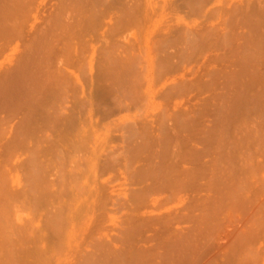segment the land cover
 Here are the masks:
<instances>
[{"label": "rangeland", "instance_id": "374dc122", "mask_svg": "<svg viewBox=\"0 0 264 264\" xmlns=\"http://www.w3.org/2000/svg\"><path fill=\"white\" fill-rule=\"evenodd\" d=\"M2 1L4 0H0L3 6ZM202 1L192 0L194 3H191L190 0H31V12L27 15V20H23V26L12 30L14 31L12 32L6 29L2 23L3 25L0 27V81L4 83L8 77L9 81L13 82L15 79L13 74L7 73V71H11V66L18 60L20 61L28 45H33L36 48V61L41 63L36 62L37 67L34 66L36 69L39 68L37 69L38 73L34 72L31 78V75L25 74L27 76L24 75L22 80L21 76L17 77L15 82L18 81L21 86L18 85V88L16 87L14 90L18 89V93L20 92L23 96L21 92L24 89L39 83L40 88H38L40 90L45 88L48 92V86L51 83L49 90L51 89L55 93V90L60 87L57 81H60L59 83L65 86L61 85L65 91L62 92L60 87L61 90L56 91L59 95L55 94L59 97L51 96L55 100L59 98V102L56 101L62 103V106L59 105L64 109L68 118L80 116L79 118L83 121L82 126L87 129L85 141L87 138L89 146H85V150L83 145L79 147L82 146V149H75L79 137L75 135L74 129H72L74 132L72 130L65 132L63 140L59 135H53L46 129V135L58 139L60 137L59 140L62 143L59 141V145H64L62 146V155L65 156H62V160L55 159V156L50 153L48 154L50 156H46V154L43 156L42 163L49 166L42 169L40 175L42 182L39 183V191L32 195L31 191L36 184L34 182L36 177L34 178L35 174L32 173L33 167L27 163L29 153L23 149L22 151L18 150L19 148L16 150V145L7 142L5 137L8 136L6 132L9 128L5 126L7 129L3 136L1 129L4 127H0V264H93L95 257L101 258V264H123L118 260L123 254L120 248H125L127 245L126 242V245L121 244L122 237L134 226H137L138 229L140 227V231L137 230L136 234V238L139 239L133 238L136 239L135 241L131 238L133 244H128V248L125 249H133V253L137 251L136 249L143 253L144 251L149 252L145 255L142 252V255L137 252L138 255L135 256L128 250L126 255L133 256V259L137 261L138 258H145L144 256L148 255L150 259L152 258V260L149 259L150 264H264V231H262L264 230V172L256 173L260 183H257L255 192H251L253 194L250 196L248 194V200L243 198L231 209H227L229 203L228 198L225 199V197L228 196L224 195L226 201L223 199L222 203L227 205L226 209V205L222 204L223 209L221 208L213 219L212 216L210 217L209 224L205 222L209 219L202 220L204 224L202 221L201 224L193 216H198L202 206V208L204 206L206 208L212 205L209 201V205L206 204V195L211 193L208 187L210 171L202 172L199 165L194 166L203 175L198 176V171L191 170V172H197L196 175L193 173L196 178L192 179L193 181L191 180L190 183L188 182L185 187L179 186L180 180L187 176L188 171L185 170L191 166L188 164L190 161L188 159L197 157L196 153L199 148L207 150L206 155L199 157L201 161L199 163L209 165V161L215 156V154L213 155L215 144L219 146L218 138L221 140L220 147L227 146L224 134L229 128L227 122L229 120H227L226 114L229 110L228 106L230 104L232 106L235 98L242 95L243 88H245L242 85H245L247 88L245 90H248L245 91L246 94L247 92L248 95L251 93L253 97L258 96V91L264 87V52H260L257 47L260 56L256 61L251 58H247L245 61L237 50L239 44L246 45L248 39L245 38V40L241 36H244L245 32H249L247 28L249 25L246 23H249L252 16L255 19H252L254 22L250 20L253 25L249 23L252 26L249 30L254 31V37L257 33L256 38L264 40L263 34H261L264 32V0ZM248 1L250 4H255L253 5L256 10L253 9L252 4L248 6L255 11L249 20L247 17L248 22L245 19L246 16L241 19V14H238L241 19L238 20L235 15L237 22L240 21L238 24L243 22L242 25L247 26L236 25L237 27H233L232 31L244 35H240L235 41H233L234 36L230 38L234 42L233 44L231 41L229 42L230 47H226L228 44H224V46L220 44L217 45L218 47H203V50H200L199 48L202 49V47H199L200 52L197 53V50L196 54L191 53L188 45L185 44L187 48L185 47V42L180 38L183 31H191L196 35V33L209 29L223 28V24L228 22L227 19H235L230 18L229 13L232 15L230 11L240 7V10L244 9V12L247 8H244V5H247ZM134 2L138 4V6L136 4L138 9L133 7ZM130 5L136 14L134 15L137 22L123 24L122 28L117 29L116 21L123 15H127L126 11ZM197 5L201 8H197ZM93 11L98 12L95 23H92L91 20ZM256 11L260 17L255 15ZM83 15L89 18L87 19ZM56 17L65 18V20H60L61 24L64 22L62 26L55 22V20L58 21ZM255 22L256 32L254 30ZM70 23L73 28L70 26L71 28L68 29L66 26ZM78 23L79 25H77ZM164 31H168V33L164 34ZM163 36L173 40L175 45L169 43L161 47ZM43 42H45L44 46ZM69 45L75 46L78 55L81 53L83 57L80 54L78 57L81 59L74 55L69 58ZM261 47L264 50V42ZM147 48H151L153 59L152 74L148 78L150 82L149 95L145 93L148 84L146 75L150 62L146 57ZM184 52L185 54L182 55L184 57H181L180 54ZM37 57H41V60L38 61ZM136 57L139 58L138 61H135ZM261 57L263 58L261 59ZM164 58L172 65L175 64L177 68L171 71L166 67L163 68L165 71L162 69L160 71L159 64ZM132 60L134 62H131ZM254 61L258 62L257 65ZM253 67L255 70L259 68L255 71ZM62 70L67 73L66 77H60L58 72ZM253 70L254 72H252ZM71 73L73 75L68 76ZM252 73L256 75H251ZM35 74H39L41 77L35 76ZM256 78L259 82L261 80L263 82L261 81L262 83L258 85L257 80L254 81ZM30 80H34L35 83H33L34 81L30 83ZM52 80L57 82L58 86ZM15 82L10 87L8 84L4 86L1 83L3 85V87L0 85V92L3 91L0 93L1 107L5 103L4 90L14 88ZM22 82L28 85L27 87L25 85L23 90L21 89L24 87ZM52 82L58 87L55 90L52 89ZM54 84L53 86H55ZM182 84L185 89L183 92H179L178 87ZM43 85L44 87L41 88ZM11 89L10 92L14 91ZM47 92L46 94H48ZM64 92H67L65 94L67 99L61 102L60 97ZM246 94L243 93V95ZM24 95L26 94L24 93ZM230 97L234 100H231ZM228 101L229 103H227ZM114 102H119L123 106L119 109L117 103ZM233 103L234 107L240 105H237V102ZM261 106L259 111H262L260 110ZM1 107L0 109H2ZM89 109L92 110L90 115ZM236 109L237 107L233 110L236 111ZM241 110L243 109L241 108ZM3 111L0 110V125L1 121L7 117L6 111ZM240 112L242 113V111ZM18 117L20 118V115L14 117L9 125L15 128L19 121ZM163 119H165V126L170 128L165 132L162 131L164 125L161 126ZM239 120L235 119L231 127L239 126L241 121L243 122L242 119L238 122ZM257 121L258 119H256ZM70 123L65 127H72L73 123ZM214 128L216 130H213ZM132 131L139 133L138 136H129L128 132ZM141 134L144 136H139ZM219 134L224 143H221L223 140ZM104 135H107V141L102 146L101 141ZM213 140L215 143L209 142H213ZM158 142H161L160 147L156 144ZM45 145L48 144L45 143ZM92 149L98 151L99 156L95 157L92 154ZM50 152L53 153V151ZM222 152L220 154L225 155L226 152ZM172 154H174L173 157ZM177 158H180L179 161L182 160L177 165L178 169H165V167H169L167 165L171 160L175 161ZM152 165H155L154 168ZM152 172L158 173L162 178L166 174L173 178L169 182L167 181L169 185L165 184L166 187L162 184L159 186V177L157 180L151 177ZM139 175H144V177L147 175L149 180L148 178L143 180V176L140 179ZM178 178L179 180H177ZM144 187L146 188L143 189ZM46 190L54 195L48 197ZM140 190L147 192L144 204L132 199L133 193ZM185 208L193 209V214L192 210L190 212ZM209 211L207 209L206 212L211 213ZM69 212L71 217L67 214ZM186 212H189L190 218L179 221L180 215ZM253 228H258L257 232H260L261 228L262 237L259 236L260 233L259 235L256 233L257 239H249L250 231ZM37 232H39L37 235L46 237L45 240L40 238L41 241L37 238L39 237L36 235ZM174 233L176 236H173ZM181 235L183 237L180 241ZM246 235H249L248 238ZM251 237L253 236L251 235ZM178 240L181 243H178ZM172 242L174 244H171ZM128 243L131 241L128 240ZM95 244L101 245L103 248L104 244L112 246L110 247L111 252L108 254L110 256H108V259L110 258L108 261L103 256L106 253L103 252L104 249L98 251ZM139 255L142 257H138ZM159 258H163L164 262H161L162 259ZM124 260L125 262L131 261L129 258ZM147 261L145 258L144 264H147ZM136 263L143 264L142 260L141 263L140 260Z\"/></svg>", "mask_w": 264, "mask_h": 264}, {"label": "bare ground", "instance_id": "6f19581e", "mask_svg": "<svg viewBox=\"0 0 264 264\" xmlns=\"http://www.w3.org/2000/svg\"><path fill=\"white\" fill-rule=\"evenodd\" d=\"M135 1V0H134ZM191 1V3H194V2H192V0H190ZM196 1H198V0H196ZM202 1V0H201ZM3 2V6H2V3L0 4V13H1V15H0V27L4 24L5 25V27H6V29H9L10 31H12V30H17L19 27H21V26H23V20H27V15H29L30 14V12H31V9H30V4H31V0H6V2H5V0L4 1H2ZM5 2V3H4ZM202 2H204L205 3V1H202ZM207 2V1H206ZM245 2V1H244ZM93 3V2H92ZM135 3V2H134ZM134 3H133V7L135 8V9H138V4L137 3H135V5H134ZM190 3V4H191ZM199 3V2H198ZM259 3V2H258ZM258 3H257V5H258ZM97 4V3H96ZM116 4V3H115ZM136 4H137V6H136ZM252 4V3H251ZM250 4V2L248 1L247 2V5H244V8H246V10H247V12H246V10L244 11L245 12V14H244V12H243V10L244 9H242V11L240 10L241 8L239 7V8H235V10H233V11H230V12H232V15L229 13V15H230V18L231 17H233V18H235L234 20L232 19H227L226 21H228L227 23L225 22L224 24H223V28H220V29H218V30H208V31H203V32H200V33H196V35L194 34V33H192L191 31H183L181 34H182V36L180 37L185 43H184V45L186 44V45H188L189 46V50H191V53L193 54V53H195L196 54V51L198 50V48L199 47H202V49L201 48H199L200 50H203L204 48H208V47H218L217 45H222V46H224V44H228L226 47H228L229 46V42L231 41V39L230 38H232L233 36V38H234V40L233 41H235V39L236 38H238L240 35H244V34H239V33H237V32H234V31H232V29H234L233 27H237L236 25H241V26H247V25H242L243 24V22H242V24L240 23V24H238L239 22H237L240 18L238 17V14L240 15L241 14V19H244V18H242V17H245L246 16V21H247V17H248V20H249V18H251L250 16H251V14L253 13V15H254V10H256L254 7V5L252 4V7H253V9H251L252 7H248V6H250L251 5ZM102 5H103V2H102ZM199 5V4H198ZM198 5H197V8H201L200 6L198 7ZM200 5H202L201 3H200ZM189 6V5H188ZM195 6H196V4H195ZM203 6H204V4H203ZM237 6V5H236ZM89 7V6H88ZM118 7V6H117ZM123 7V6H122ZM258 7V6H257ZM262 7V6H261ZM95 8V7H94ZM233 8V7H232ZM251 10H250V9ZM260 8V7H259ZM93 9V8H92ZM258 9V8H257ZM262 9V8H261ZM250 10V11H249ZM252 10H253V12H252ZM95 11V10H94ZM93 11V12H94ZM249 11V12H248ZM259 11V10H258ZM257 12V11H256ZM259 12H262V11H259ZM248 13H249V16H247L248 15ZM264 13V12H263ZM262 13V14H263ZM126 14L127 15H123L122 17H120L116 22H117V26L115 25V27H117V29H120V28H122V25L123 24H125V25H128V24H130V23H135V22H137V19H136V17H135V13H134V10H133V8H132V5H130L129 6V8H128V10L126 11ZM135 14V15H134ZM67 15V14H66ZM219 15V14H218ZM235 15H237V18H238V20H237V18H236V16ZM256 16H259V13L257 12V14H255ZM57 16H59V15H57ZM68 16H71V15H68ZM83 16H85V15H83ZM235 16V17H234ZM62 17V16H61ZM61 17H56L57 18V20L58 21H56L55 20V22H57L58 24L60 23L61 24V22H60V20H65V18L64 19H61ZM97 17H98V12H94L92 15H91V20H92V23L94 22H97ZM254 19H255V17L254 16H252ZM260 17V16H259ZM85 18H87L86 16H85ZM89 18V17H88ZM87 18V19H88ZM253 18H251L250 20L252 21V22H254V20H252ZM263 18V17H262ZM240 19V20H241ZM260 19V18H259ZM67 20V19H66ZM84 20V19H83ZM250 20H249V23H251L250 22ZM262 20V19H261ZM260 20V21H261ZM80 21V20H79ZM85 21V20H84ZM124 21H126V22H124ZM128 21V22H127ZM246 21H245V23H246ZM256 21V20H255ZM260 21H258V22H260ZM91 22V21H90ZM248 22V21H247ZM3 23V24H2ZM57 23H55L56 25H57ZM63 24H64V22H62ZM66 23V22H65ZM69 23V22H68ZM92 23H91V25H92ZM249 23H246V24H248L249 25V27L247 26V28H248V31L249 32H245V35L244 36H241V38H246V39H248V40H250L249 41V43H247L248 42V40H246V41H244V42H246V45H244V43H243V45H241V44H239V46H238V48H237V50H239V52H240V54H241V57H243L244 58V60L246 61V59L247 58H251L252 60H255L256 61V59H257V57L258 56H260L259 54H260V52L261 51H263L264 52V50H262L263 49V47H261V45L263 46V42H264V40H263V38H260V39H258V38H256L257 37V33H256V37H254L255 36V33H254V31H253V33H252V31H250L249 30V28H251L252 26L251 25H253L252 23H251V25L249 24ZM63 24H61V26L63 25ZM74 24H75V22H74ZM257 24H259V23H257ZM72 24L70 23V25H68V26H66L68 29L69 28H71L72 26H71ZM77 25H79V23L77 24ZM254 25H256V22H255V24ZM261 25V24H260ZM263 25V24H262ZM261 25V26H262ZM54 26V25H53ZM71 26V27H70ZM74 26V25H73ZM251 26V27H250ZM58 27V26H57ZM64 27V26H63ZM257 25L255 26V28H254V26H253V28H254V30L256 29L257 30ZM73 28V27H72ZM75 28V27H74ZM78 28V27H77ZM240 28V27H239ZM261 28H263V27H261ZM2 29V28H1ZM76 29V28H75ZM74 29V30H75ZM181 29V28H180ZM259 29V28H258ZM73 30V29H72ZM256 30H255V32H256ZM12 32H14V31H12ZM73 32V31H72ZM71 32V33H72ZM174 32H178V31H174ZM251 32V33H250ZM9 33V32H8ZM168 33V31H164V34H167ZM172 33V32H171ZM235 33H237V34H235ZM253 34V35H249V34ZM10 34V33H9ZM248 34V35H247ZM261 34H263V37H264V32L262 33L261 32ZM176 35V34H175ZM249 37V38H248ZM158 39V38H157ZM161 39V38H160ZM175 39V38H174ZM262 39V40H261ZM238 40V39H237ZM133 42V41H132ZM182 42V41H181ZM232 42V41H231ZM44 43L45 42H43V46H44ZM160 43V42H159ZM169 43H174L173 42V40H170L167 36H163V38H162V42H161V47H164L165 46V44L167 45V44H169ZM180 43V42H179ZM234 42H232V44H233ZM48 44V43H47ZM72 44V43H71ZM231 44V43H230ZM50 45V44H49ZM55 45V44H54ZM174 45H175V43H174ZM186 45H185V47H186ZM33 45H28V47L26 48V50H25V52L23 53V55L21 56V59H20V61L18 62H16V64H13L12 66H11V71L10 70H8L7 71V73H11V74H13L12 76H13V78H15L14 80H13V82H15V80H17L18 78L17 77H19V76H21L20 77V79L25 75V74H29V75H31L30 76V78L31 77H33L32 75L34 74V72H36V73H38V70L37 69H39V68H35V67H37V65H36V48L33 46ZM36 46V45H35ZM42 46V45H41ZM40 46V47H41ZM51 46V45H50ZM50 46H49V48H50ZM259 46H260V48H259ZM47 47V46H46ZM53 47V46H52ZM69 47H70V50H69V52H68V54H69V58H71V56L72 55H74V56H76V57H78L79 55H78V52H77V48L75 47V46H73V45H69ZM204 47V48H203ZM230 47V46H229ZM237 47V46H236ZM257 47H258V50L260 51V52H258L257 51ZM48 48V49H49ZM92 48V47H91ZM187 48V47H186ZM47 49V48H46ZM52 50H53V48H51ZM162 49H164V48H162ZM184 49V48H183ZM39 50H41V49H39ZM43 50H44V48H43ZM200 50H198V52L197 53H199L200 52ZM236 50V49H235ZM236 50V51H237ZM38 51V50H37ZM55 51V50H54ZM92 51H94L93 49H92ZM131 51V50H130ZM173 51V50H172ZM180 51V50H179ZM185 51H186V49H185ZM133 52V51H132ZM135 52V51H134ZM190 52V51H189ZM238 52V51H237ZM238 52V53H239ZM45 53V52H44ZM60 53V52H59ZM188 53V52H187ZM186 53V54H187ZM236 53V52H235ZM38 54V53H37ZM50 54V53H49ZM67 54V53H66ZM146 54H147V58L149 59V67H148V71H147V75H146V79H147V81H148V84H147V86H146V92L145 93H147L148 95H149V89H150V85H149V80H148V78L150 77V75L152 74V70H153V63H152V53H151V48H147V51H146ZM170 54H172V53H170ZM179 54V53H178ZM185 54V52L184 53H181L180 55H181V57H184V56H182V55H184ZM262 54V53H261ZM46 55V54H45ZM51 55V54H50ZM82 55V54H81ZM126 55V54H125ZM127 56V55H126ZM136 56V55H135ZM134 56V57H135ZM264 56V55H263ZM44 57H46L47 58V56H44ZM66 57H68L67 55H66ZM81 57H83V55L81 56ZM38 58V57H37ZM68 58V59H69ZM78 58H80V57H78ZM162 58V57H161ZM242 58V59H243ZM260 58V57H259ZM263 57H261V59H262ZM41 60V57L40 58H38V61H40ZM44 59V58H43ZM81 59V58H80ZM126 59V58H125ZM130 59H131V57H130ZM141 59V58H140ZM183 59V58H182ZM181 59V60H182ZM185 59V58H184ZM251 59H249V60H251ZM134 60V59H133ZM131 61V62H134V61ZM139 60V58H137L136 57V59H135V61H138ZM162 60V59H161ZM76 61H77V59H76ZM254 61V63H256ZM258 61V60H257ZM122 62H123V60H122ZM253 62V61H252ZM37 63H40V62H37ZM137 63V62H136ZM140 63V62H139ZM244 63V62H243ZM253 63V64H254ZM258 63V62H257ZM257 63H256V65H257ZM259 63H260V61H259ZM41 64V63H40ZM124 64H125V62H124ZM246 64H248V65H250L249 63H246ZM127 65V64H126ZM131 65V64H130ZM35 66V67H34ZM38 66H39V64H38ZM166 67H168L169 69H171V71H173L172 69H176L177 68V66L174 64V65H172L171 63H169L168 62V60H166L165 58L162 60V62H160V64H159V69H160V71H161V69L163 70V71H165V69H163V68H166ZM178 67H180L179 66V64H178ZM257 67V66H256ZM35 68V70L33 71V69ZM134 68V67H133ZM136 68V67H135ZM254 68V70H255V67H253ZM259 68V67H258ZM258 68H257V70H258ZM158 69V70H159ZM174 69V70H175ZM242 69V68H241ZM37 70V71H36ZM138 70V69H137ZM237 70H239V69H237ZM254 70L252 71V72H254ZM257 70H255V71H257ZM136 71V70H135ZM58 72V71H57ZM235 72V71H234ZM259 72V71H258ZM59 73V75H60V77L62 76V77H66L67 76V73L65 72V71H60V72H58ZM66 73V74H65ZM236 73V72H235ZM260 73H261V71H260ZM41 74V73H40ZM245 74V73H244ZM253 74H255V73H252L251 75H253ZM258 75H260L259 73H257ZM27 75H25V77L27 76ZM36 75H39V74H35V76ZM44 75V74H43ZM58 75V74H57ZM71 75H73L72 73L70 74V75H68V76H71ZM141 75V74H140ZM256 75V74H255ZM264 75V74H263ZM262 75V76H263ZM40 76V75H39ZM39 76H38V78H39ZM234 76V75H233ZM249 76V75H248ZM261 76V77H262ZM24 77V78H25ZM41 77V76H40ZM55 77H57V76H55ZM230 77V76H229ZM237 77V76H236ZM235 77V78H236ZM245 77H246V75H245ZM253 78H254V76H252ZM5 78V77H4ZM54 78V77H53ZM251 78V77H250ZM6 79V78H5ZM19 79V80H20ZM34 79H35V77H34ZM65 79V78H64ZM66 79H70V78H66ZM259 79H261V78H259ZM11 80V79H10ZM22 80V79H21ZM20 80V81H21ZM38 80V79H37ZM59 80V79H58ZM233 80H234V78H233ZM246 80V79H245ZM250 80V79H249ZM249 80H247L248 82V84L250 85V83H249ZM257 80V78L256 79H254V81H256ZM19 81V82H20ZM26 81H27V79H26ZM34 80H30V83H32ZM53 81V80H52ZM55 81H57V80H55ZM69 81V80H68ZM71 81V80H70ZM240 81V80H239ZM244 81V80H243ZM254 81H253V83H254ZM262 81V80H261ZM259 82V80H257V82H258V85H259V83H262V82ZM12 82V81H11ZM10 81H9V79H8V77H7V80H5L4 81V83H3V81H0V85H6V84H8V86L10 87V85L13 83H11ZM24 82V81H23ZM22 82V83H23ZM39 82V81H38ZM50 82V81H49ZM48 82V83H49ZM54 82V81H53ZM52 82V89L53 90H55V88L58 86V85H60V87H61V85H63V84H60L59 82L60 81H57V82H54L53 83ZM251 82H252V79H251ZM2 83V84H1ZM16 84H15V87L14 88H10L11 89V91L12 90H14V89H16V87L18 86V85H20L21 86V84H18V81L17 82H15ZM33 83H35V81L33 82ZM41 83V82H40ZM232 83V82H231ZM239 83V82H238ZM244 83V82H243ZM246 83V84H247ZM256 83V82H255ZM14 84V83H13ZM12 84V85H13ZM24 84V83H23ZM22 84V85H23ZM39 83H35L34 85H30V88H29V86L28 85H26V84H24L23 86L24 87H19V88H21L22 90H23V88H25V85H26V89H24L21 93H23V96H22V94H20V92L18 93V89H17V91H12V92H10V89L8 88V89H5L4 90V105L1 107L4 111H6V118L3 120V121H1V125H0V127L2 128V127H4V128H0L1 129V133L3 134L5 131H6V129H7V127L9 128V129H7L8 131L6 132V133H8V136L7 137H5L6 139H7V142L9 141V142H11V144L12 145H16L17 147H16V150L18 149V150H21L22 151V149H23V151H26V152H28L29 153V160L27 161V163L31 166V167H33V172L32 173H34L35 175H34V178L36 179V181H34V182H36V184H35V186L33 187V189H32V191H31V194L33 195V194H35V193H37L38 191H39V188H40V186H39V183L40 182H42L41 181V179H40V175H41V172H42V169L44 168V167H47V166H49V165H47V164H44V163H42V159H43V156L46 154V156L50 153L51 155H53V156H55V159H60V160H62V156H65V155H62L63 153H62V149H63V147L62 146H64V145H59V141H61V140H63L64 139V133L65 132H69L70 130H72V129H74L75 130V132H76V134L75 135H77L78 137H79V140L77 141V145L75 146V149L77 150V149H82V146H81V148H79L80 147V145H83V149L85 150V148L87 147V146H89L88 144H87V138H86V141H85V136H87V135H85L86 134V132H87V129L85 128V127H83L82 126V122L83 121H81L82 119H80L78 116L77 117H75V118H77V119H75V118H73V116H71V117H67V115L64 113L65 111H64V109L62 108V107H60V105L62 104H60V103H57V101L59 100V98H57L56 100L54 99V97H52L53 95L55 96V94L57 93L56 91L59 89V91L61 90L60 89V87L58 88V89H56L55 90V93H53L52 92V90L50 89L49 90V87H50V85H51V83H49V86H48V92H47V90L44 88V89H39L40 87V85H38ZM47 84V83H46ZM53 84L55 85V86H53ZM233 84V83H232ZM247 84V85H248ZM252 84V83H251ZM3 85H2V87H3ZM42 85V84H41ZM145 85V84H144ZM210 85H212V84H210ZM209 85V86H210ZM255 85V84H254ZM253 85V86H254ZM263 85V84H262ZM64 86V85H63ZM133 86H134V84H133ZM137 86V85H136ZM141 86V85H140ZM231 86V85H230ZM234 86V85H233ZM245 87V88H243V93L244 94H246V92L245 91H248V90H245V89H247L246 88V86L245 85H242V87ZM12 87V86H11ZM39 87V88H38ZM44 87V85L41 87V88H43ZM45 87H46V85H45ZM54 87V88H53ZM65 87V86H64ZM70 87V86H69ZM75 87V86H74ZM77 87V86H76ZM211 87V86H210ZM247 87H249V86H247ZM251 87H252V85H251ZM256 87V86H255ZM260 87H263V86H260ZM259 87V88H260ZM7 88V87H6ZM18 88V87H17ZM47 88V87H46ZM51 88V87H50ZM62 88V87H61ZM186 88H188V87H186ZM230 88V87H229ZM257 88V87H256ZM102 89V88H101ZM178 89H179V92H183V90L185 89V86H184V84H182L181 86H179L178 87ZM263 89H264V87H263ZM263 89H261L260 88V91H258L259 92V94H258V96H256V97H253V96H251L252 94L250 93V95H248L249 93L247 92V94L246 95H243V93H242V91L240 90V93H242V95H243V97H242V95L240 96H237L236 98H235V101H233V102H235V104H236V102H237V105H239V106H236L237 107V109H236V111H234L233 109H235L236 107H234V103L232 102V106H231V104L228 106L229 107V110H228V112H227V114H226V118H227V120H229V121H227L229 124V128H227V131H226V133L224 134L225 135V137L224 138H226V141H225V143L227 144V146L225 147V148H222L223 146V144L221 145L222 147H220V141L221 140H219V138H218V140L217 141H219L218 142V145L219 146H217L216 144H215V148H214V152H213V155L215 154V156L214 157H212V160H210L209 161V165L208 164H204V163H202V164H200L199 162H201L200 161V158L199 157H202V156H204V155H206L207 154V150L206 149H200L199 148V150H198V153H196L197 154V157L196 156H194V159H191L190 157V159H188V160H190L189 161V163H188V160H187V163L188 164H191V166H189V168L187 169V170H185V171H190L191 172V170H196L195 169V167H197V165H199L201 168H200V170H202V172L204 171L205 172V170H209V171H207V172H209L208 174H209V178H210V182H209V189H210V191H211V193H208V195H206V201H207V203L206 204H208L209 202H210V204H212V205H207L208 207H206L205 208V206H204V208H200L201 209V211L199 210V212L200 213H198V216H193L192 214H193V209H191L192 210V214H191V216H193V217H195V219H197L198 221H200V223H201V221L203 220H205V219H209V220H207V221H205V222H208V221H210V217L213 219L215 216H216V214H217V212H219V210H221V208H222V206L225 204V203H222V202H224V201H222L223 199H224V195L225 196H228V197H225V199H227L228 198V207H227V205L225 206V209H226V207H227V209L228 208H230L231 209V207L232 206H234L235 204H237L238 202H239V200H243V198H244V200H248L249 198H248V194H249V196H250V194H253V193H251V192H255V190L257 189H255V187L257 186V183H260L259 181H258V177H257V172H264V91H263ZM46 90V92L50 95H48V94H46V92H44ZM106 90V89H105ZM181 90V91H180ZM237 90V89H236ZM0 91H1V87H0ZM21 91V90H20ZM63 91H65L64 90V88H62V92ZM134 91V90H133ZM137 91V90H136ZM136 91H134V92H136ZM239 91V90H238ZM49 92H52V93H49ZM103 92V91H102ZM139 92H140V90H139ZM0 93H3V91L2 92H0ZM24 93L26 94V95H24ZM123 93V92H122ZM130 93V92H129ZM255 93V92H254ZM58 94V93H57ZM65 94H67V92H64V94H63V96H61L60 97V101L61 102H63V101H65L66 99H67V97L65 96ZM231 94V93H230ZM238 94H239V92H238ZM256 95H257V91H256V93H255ZM254 94V95H255ZM52 95V96H51ZM59 95V94H58ZM57 95V96H58ZM70 95V94H69ZM119 95V94H118ZM136 95V94H135ZM141 95V94H140ZM232 95V94H231ZM250 97V98H247L248 96ZM5 96H6V98H5ZM8 96V97H7ZM57 96H55V97H57ZM233 96V95H232ZM244 96H247V97H245L244 98ZM21 97V98H20ZM59 97V96H58ZM110 97V96H109ZM137 97H138V95H137ZM142 97V96H141ZM123 98V97H122ZM124 98H125V96H124ZM230 99H231V97H230ZM0 100H1V98H0ZM117 100V99H116ZM128 100V99H127ZM131 100H133V99H131ZM130 100V101H131ZM231 100H234V98L233 99H231ZM76 101V100H75ZM79 101V100H78ZM86 101V100H85ZM135 101V100H134ZM59 102V101H58ZM230 102V103H231ZM66 103V102H65ZM92 103V102H91ZM114 103H117L116 105H117V107H119V109L123 106V105H121L119 102H114ZM123 103V102H122ZM227 103H229V101L227 102ZM57 104H58V106H57ZM60 104V105H59ZM243 104V106H241ZM250 104H252L253 106H251ZM88 105V104H87ZM257 105H262L261 106V108H260V110H262V111H259V107L260 106H257ZM62 106V105H61ZM249 106H251V107H249ZM93 107V106H92ZM125 107V106H124ZM123 107V108H124ZM12 109L11 111L9 110V109ZM79 108V107H78ZM77 108V109H78ZM115 108H116V106H115ZM128 108V107H127ZM127 108H125V109H127ZM241 108L243 109V110H241ZM251 108V109H250ZM258 108V109H257ZM2 109H0L1 111H3ZM93 109V108H92ZM232 109V110H231ZM124 110V109H123ZM3 111V112H4ZM91 111L92 110H90L89 109V115L91 114ZM227 111V110H226ZM240 111H242V113L240 112ZM224 113V112H223ZM18 115H20V118H19V121H18V123H17V125L15 126V128L14 127H12V126H10L9 125V123H10V121H13L12 119H14V117H16V116H18ZM69 115V114H68ZM80 115V114H79ZM218 119V118H217ZM216 119V120H217ZM235 119H237V120H239L238 122H240L241 121V119L243 120V122L241 121V123H240V125L239 126H236V127H234V125H233V127H231L232 125L231 124H233V121L235 120ZM256 119H258V121L256 122ZM260 119V120H259ZM92 120V119H91ZM263 120V121H262ZM127 121V120H126ZM261 121V122H260ZM71 122V123H70ZM260 122V123H259ZM72 124L73 123V125H72V127H69V126H67V128L65 127L66 125H68V124ZM162 125L161 126H163L164 125V127L162 128V131H168L170 128H167V126H165V119H163V121H162ZM252 123V124H251ZM242 124V125H241ZM83 125H84V123H83ZM123 125H124V123H123ZM5 126H7L6 128H5ZM129 126V125H128ZM69 127V128H68ZM93 127V126H92ZM183 127V126H182ZM128 128V127H127ZM144 128V127H143ZM46 129H48V131L49 132H51V133H53V135H59L60 137H61V140H59L60 139V137H59V139L57 138V137H54V136H49L48 134V136L45 134V130ZM126 130V129H125ZM213 130H216L215 128L213 129ZM73 131V130H72ZM126 131H128V130H126ZM130 131V130H129ZM47 132V131H46ZM74 132V131H73ZM125 132V131H124ZM171 132V131H170ZM173 132H174V130H173ZM169 133V132H168ZM126 134V133H125ZM128 134H130L129 136H138V134L139 133H137V132H128ZM212 134H216V133H212ZM50 135H52V134H50ZM127 135V134H126ZM174 135V134H173ZM218 135V134H217ZM216 135V136H217ZM220 135V134H219ZM3 136H5L4 134H3ZM124 136V135H123ZM139 136H144V135H139ZM132 137V138H133ZM215 137V136H214ZM220 137H221V135H220ZM53 138H56L55 140L53 139ZM128 138V137H127ZM213 138V137H212ZM222 138V137H221ZM4 139V138H3ZM67 139H69V138H67ZM124 139H125V137H124ZM161 138L159 137V140H160ZM209 139V138H208ZM213 139H215L216 140V138H213ZM65 140H66V138H65ZM211 140V139H210ZM222 140H223V138H222ZM69 141V140H68ZM106 141H107V135H104V137L102 138V146H104L105 144H106ZM5 142V141H4ZM71 142V141H70ZM81 142V143H80ZM95 142V141H94ZM210 143H215L214 142V140H213V142L212 141H209ZM208 142V143H209ZM45 143H47L48 145H45ZM61 143H62V141H61ZM221 143H224V140H223V142H221ZM64 144V143H63ZM157 144V146L159 145V147H160V145H161V142H158V143H156ZM166 144H168L167 142H166ZM211 144V145H212ZM45 145V146H44ZM67 145V144H66ZM210 145V144H209ZM47 146V147H46ZM86 146V147H85ZM44 147V148H43ZM85 147V148H84ZM175 148V147H174ZM190 148V147H189ZM193 148V147H192ZM209 148V147H208ZM221 148V149H220ZM66 149H68V148H66ZM88 149V148H87ZM45 150V151H44ZM192 150V149H191ZM224 151V153H225V155H221L220 154V152H222V151ZM226 150V151H225ZM50 151H53V153L52 152H50ZM188 151V150H187ZM209 151V150H208ZM45 152H47V153H45ZM68 153V152H67ZM193 153H195V152H193ZM223 153V152H222ZM92 154L95 156V157H97V156H99V154H98V151H96V150H94V149H92ZM209 154V153H208ZM68 155V154H67ZM173 155L174 154H172V157H173ZM195 155V154H194ZM48 156H50V155H48ZM60 156H61V158H60ZM191 156V155H190ZM192 156H193V154H192ZM210 156V155H209ZM45 158V157H44ZM64 158V157H63ZM196 158V159H195ZM180 159V158H179ZM179 159L177 158L175 161H170L169 163H168V165L167 166H169V167H165V169L166 168H172V169H176L177 168V165L179 164V163H181L180 161H182V160H180L179 161ZM79 160V159H78ZM86 160V159H85ZM184 160V159H183ZM45 161V160H44ZM58 161V160H57ZM112 161V160H111ZM161 163V162H160ZM159 163V164H160ZM163 163H165V162H163ZM93 164V163H92ZM67 165V164H66ZM77 165V164H76ZM87 165V164H86ZM161 165V164H160ZM159 165V166H160ZM50 166H51V164H50ZM153 166V168H154V166L155 165H152ZM195 166V167H194ZM92 167H94V165H92ZM157 167V166H156ZM155 167V168H156ZM162 167H164V166H162ZM162 167H159L160 169H162ZM210 167V168H209ZM91 168V167H90ZM94 169H95V167H94ZM156 169H158V168H156ZM159 169V170H160ZM164 169V168H163ZM164 169V170H165ZM178 169V168H177ZM92 170V169H91ZM143 170V169H142ZM171 170V169H170ZM44 171V170H43ZM146 171V170H145ZM175 171V170H174ZM189 172V174H188V172H187V176H184L183 178H182V180H180V183H179V186L181 185V186H184L185 187V185H188L187 183L189 182H191V180L192 179H194V178H196L195 177V175H196V173L197 172ZM196 171H198V170H196ZM94 172V171H93ZM142 172V171H141ZM141 172H140V174H141ZM147 172H149V171H147ZM157 172V171H156ZM171 172V171H170ZM177 172V171H176ZM142 173H144V172H142ZM150 173V172H149ZM153 173V172H152ZM175 173V172H174ZM184 173V172H183ZM195 175H194V174ZM161 174V173H160ZM163 174H165V173H163ZM184 174V175H185ZM198 176L200 175H203V173H199V171H198ZM145 175V174H144ZM144 175H139V177H140V179L142 178V176H143V180H145V179H147L148 178V180H149V175H148V173H147V175L149 176H145L144 177ZM152 176L151 177H154V179L156 178V180H157V178L159 177V179L158 180H160L158 183H159V186L162 184V185H167L168 184V182L173 178L172 176H169V174L167 175H165V176H163V178H162V176H159V174L158 173H153V174H151ZM174 176V175H173ZM178 176V175H177ZM150 177V178H151ZM165 177V178H164ZM182 177V176H181ZM145 178V179H144ZM200 178V177H199ZM177 180H179V178L177 179ZM168 181V182H167ZM193 181V180H192ZM258 181V182H257ZM4 182H6V180H4ZM178 183V182H177ZM218 184V185H217ZM48 185V184H47ZM166 185H165V187H166ZM169 185V184H168ZM220 185V186H219ZM86 186V185H85ZM88 186V185H87ZM194 186V185H193ZM183 187V188H184ZM218 187H220V188H218ZM259 187V186H258ZM49 188V187H48ZM86 188H88V187H86ZM146 187H144L143 189H145ZM181 188V187H180ZM200 188V187H199ZM47 189V188H46ZM89 189V188H88ZM95 189V188H94ZM189 189V188H188ZM208 189V188H207ZM219 189V190H218ZM96 190V189H95ZM218 190V191H217ZM226 190H227V192H226ZM45 191V190H44ZM146 190H140V191H136V192H134L133 193V197H132V199H135L136 201H138V202H140V203H142V204H144L143 202H145V199H146V194H147V192H145ZM208 191V190H207ZM33 192V193H32ZM42 192V191H41ZM89 192H90V190H89ZM202 192V191H201ZM209 192V191H208ZM226 193V194H225ZM42 194V193H41ZM255 194V193H254ZM46 195L49 197H52L53 195H54V193H52V192H50V191H47L46 190ZM199 195V194H198ZM56 196V195H55ZM66 196V195H65ZM39 198V197H38ZM74 198V197H73ZM103 198V197H102ZM51 199H53V198H51ZM54 199H55V197H54ZM53 199V200H54ZM105 199V198H104ZM204 199V198H203ZM224 199V200H225ZM39 200V199H38ZM47 200V199H46ZM52 200V201H53ZM135 200H132V201H135ZM87 201V200H86ZM209 201V202H208ZM226 201V200H225ZM138 202H135L136 204L138 203ZM205 202V201H204ZM69 204V203H68ZM198 204V203H197ZM223 204V205H222ZM87 205H88V203H87ZM139 205V204H138ZM137 205V206H138ZM221 205V206H220ZM69 207V206H68ZM191 208V207H190ZM88 209V208H87ZM185 209H188V208H185ZM197 209V208H196ZM207 209H208V211L211 209V211H209V212H211V213H207L206 211H207ZM223 209V208H222ZM93 210V209H92ZM191 210L190 209H188V211H190L191 212ZM89 212H90V210H89ZM92 213V212H91ZM189 213V212H188ZM188 213L186 212V213H183V214H181L180 215V219H179V221L182 219V220H186L187 218H190V215H188ZM68 214V216L69 217H71V213L69 212V213H67ZM176 218V217H175ZM177 219H178V217H177ZM176 219V220H177ZM211 219V220H212ZM188 220V219H187ZM202 221V223L204 224V222ZM201 223V224H202ZM210 222H208V224H209ZM136 225V224H135ZM205 225L207 226V224L205 223ZM131 226V225H130ZM133 226V225H132ZM140 226V225H139ZM254 226V225H253ZM256 226H258V225H256ZM255 226V227H256ZM135 227V228H134ZM133 228L131 227L128 231H126L125 233H124V236L122 237V242H121V244H125V242H126V246H125V248L127 247L128 248V244H133L132 242H133V240H135L136 241V239H139V238H136V234H137V230H139L140 229V227H139V229L137 228V226H134ZM259 227V226H258ZM261 227H262V223H261ZM255 229H256V232H255ZM253 228L251 231H250V234L253 236V237H251L250 238V236L249 235H246L247 237L246 238H248V236H249V239H257L256 237V233L259 235V233H260V235L259 236H261V235H263L261 232L262 231H264V230H262L261 228V230L259 229V231L260 232H257V229L258 228ZM73 230V229H72ZM140 231V230H139ZM124 232V231H123ZM40 233H41V231H40ZM43 233V232H42ZM37 234H39V232H37L36 233V235ZM44 234V233H43ZM171 234V233H170ZM190 234V233H189ZM248 234H249V232H248ZM173 235V234H172ZM37 236H39V235H37ZM45 236V235H44ZM173 236H176L175 235V233H174V235ZM189 236V235H188ZM255 236V237H254ZM258 236V237H259ZM182 235H181V238H180V241H181V239H182ZM185 237V236H184ZM262 237V236H261ZM264 237V236H263ZM37 238H44V237H42V236H39V237H37ZM36 238V240H38L39 241V239H37ZM46 238V237H45ZM45 238L43 239V240H45ZM106 238L108 239V236L106 235ZM133 238H136V239H132ZM178 238V237H177ZM177 238H176V240H177ZM131 239V240H130ZM179 239V238H178ZM41 241H42V239H40ZM120 240V239H119ZM128 240H129V242L131 241V243H128ZM175 240V239H174ZM175 240V241H176ZM121 241V240H120ZM134 241V242H135ZM179 240H178V243H181ZM247 241H248V239H247ZM102 242V241H101ZM106 243V242H105ZM171 244H174V242H172ZM176 244H177V242H176ZM95 245H97V247L96 248H98V251H103V249H104V251L103 252H106V253H104V255L102 254V253H100L101 255H103L104 256V258H106L107 259V261L110 259H108V254L111 252V248L110 247H112V246H108V245H106V244H104V248L101 246V245H98V244H95ZM130 246V245H129ZM132 246V245H131ZM94 248H95V246H93ZM174 247V246H173ZM181 247H183V245H181ZM93 248V249H94ZM124 247H121L120 249H122L121 250V252L123 253V254H121L122 255V257H120L118 260L119 261H121L120 263H123V264H125V263H129V264H137L136 262H139V260H140V263H141V260H142V262H143V264L146 262H144V259L146 258V260H148L147 261V264L149 263V256L148 255H146V256H144L145 258H143L141 255H142V253H143V251H141V252H139V249H136L137 251H135L134 253L132 252V251H134L133 249L132 250H130V249H128V250H130V252H132V254H134L135 256H137L138 255V253L139 254H141V255H139L138 257H142L141 259L140 258H138V261L136 260V259H133V256L132 257H128V255H126L129 251L128 250H126ZM129 248H133V247H129ZM185 248V247H184ZM149 251V250H148ZM138 252V253H137ZM145 253L146 254H149V252L147 253L146 251H144V253H143V255H145ZM93 254V253H92ZM137 254V255H136ZM173 254H175L174 252H173ZM156 255V254H155ZM96 256V255H95ZM127 256V257H126ZM130 256H131V253H130ZM147 256H148V259H147ZM110 257V256H109ZM119 257V256H118ZM158 257H159V255H158ZM161 257V256H160ZM103 258V257H102ZM127 258H129V260L131 259V261H129L128 262V260H127V262H125V260L124 259H127ZM101 258H96L95 257V261H94V263L93 264H101L102 262H101V260H100ZM112 259H114V258H112ZM159 259H162L161 260V262L163 261V258H159ZM123 260H124V262H123ZM134 260V261H133ZM150 260H152V258L150 259ZM107 261H105V262H107ZM114 261H115V259H114ZM159 261V260H158ZM117 262V261H116ZM164 262V261H163ZM119 263V262H118ZM156 263V262H155ZM142 264V263H141ZM150 264V263H149ZM160 264V263H159Z\"/></svg>", "mask_w": 264, "mask_h": 264}]
</instances>
